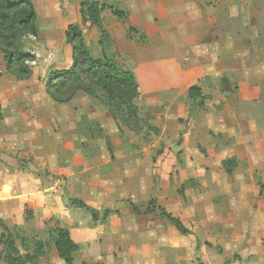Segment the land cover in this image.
Instances as JSON below:
<instances>
[{
    "label": "crops",
    "instance_id": "1",
    "mask_svg": "<svg viewBox=\"0 0 264 264\" xmlns=\"http://www.w3.org/2000/svg\"><path fill=\"white\" fill-rule=\"evenodd\" d=\"M31 1L38 36L46 43L60 37L57 27L83 25L85 0ZM113 1L128 13V26L150 41V45L134 46L120 34L119 51L133 55L137 76L145 74L146 66L158 67L148 89L158 91L162 84L154 81L156 75L163 76L162 91L170 95V104L174 107L183 100L186 106L184 154L188 147L193 150L190 141L208 139L212 133L234 143L229 158L237 160L238 166L228 179L215 183L217 199L207 203L203 196L195 197L189 205L180 201L169 207L165 198L162 208L195 235L202 264H264V188L250 177L264 171V0ZM106 17L102 11L101 21ZM67 29L61 36L66 38ZM68 50L63 65L70 68L72 51ZM35 70L30 79L19 80L8 71L0 50V236L5 229L19 234L15 240L21 255L26 254V234L32 238L29 254L35 242L44 245L36 263L26 264H66L55 244L38 235H46L43 229L50 222L68 229L78 245L74 264H159L155 244L163 223L157 225L155 214L125 209L123 166L99 162L93 154L98 146L93 148L91 143L102 137L79 130L90 116L86 106L93 101L81 103L79 93L68 103L55 102L46 92L47 79L41 80ZM61 70L65 68H57ZM194 86L201 89V99L189 98ZM195 107L198 110L192 111ZM77 135L85 139L82 144L77 143ZM212 150L217 153V145ZM76 200L95 209L97 219L87 208L75 205ZM106 211L111 213L105 219ZM206 226L210 229L205 231ZM169 230L177 231L174 226ZM159 239L168 240L162 246L182 252L177 236ZM6 255L0 243V264H7Z\"/></svg>",
    "mask_w": 264,
    "mask_h": 264
},
{
    "label": "rangeland",
    "instance_id": "2",
    "mask_svg": "<svg viewBox=\"0 0 264 264\" xmlns=\"http://www.w3.org/2000/svg\"><path fill=\"white\" fill-rule=\"evenodd\" d=\"M90 2L93 1L90 0ZM100 4L103 6L102 11L107 16L105 21H101L100 18L97 25L83 23L79 28L95 60H110L135 75L139 86V95L134 101V105L139 109V112L137 116H133L130 106H124L125 103L122 100L127 101L128 98L123 87L119 85V91L115 92L114 99L119 101L120 107L105 106L111 95H103L97 89L95 97L80 93L78 98H81V103L88 99L93 103L92 106H86V113L90 116L85 114L88 117H86V120L83 118L84 121L82 120L83 123L79 126V130L87 135L93 133L96 137H102V140L94 138L91 143L93 148L98 146V150H93V154L94 157L100 160L99 162L102 164L117 163L123 166L120 173L125 176L124 187L122 188L125 209H129L132 213L138 215L147 212L155 214L157 225L163 223L160 227L164 230H157V242L155 244L158 246L155 255L157 263L161 264L165 260L166 264H202L196 254L195 235L193 233L182 235L176 230H169L170 226L173 225L161 213L164 209L162 207L165 205L164 199H167L168 203L166 205L169 207H174L180 201L189 205V201L193 202L195 197L200 200L203 196V200H207V203L212 198L217 199L220 194L215 183L221 179H228V174L231 173L230 170L235 169L238 163L234 158H229V152L234 150V143L233 141H223L221 137L212 133L208 139L200 138V141H190V145L193 144V150L188 147L190 151L187 150L188 152L184 154L181 141L184 140L187 143V139L183 134L186 135L188 132L187 124L189 121H185L184 116L187 109L182 103L183 100L176 101L174 107L170 104V95L166 96L164 90L162 91L163 87L166 86L163 83V76L158 77L156 75L154 83L162 84L157 89L158 91L153 92L148 89V83L151 82L150 76L154 77L153 72L158 67L154 70L152 67L146 66L144 69L145 74H138L137 76L135 73L137 65L133 55L122 54L119 51L117 39L121 34V37L128 44L134 46L150 45V41L147 38L141 39V32L138 35L128 33L127 20H121L115 14L116 10L123 11V9L115 4L113 0H100ZM55 29L60 34V37L57 36L55 40L46 43L38 36L39 41L37 43H26L24 46V51L39 53L41 60L37 66L32 68L36 69L34 74H38L41 80L47 79L46 83L51 74L58 72L57 68H69L66 67L68 65L64 66L63 64L66 63L65 58L69 54L68 48L72 51L70 40L61 36L67 27L63 26ZM154 39L152 43L156 41ZM60 45H63V47L61 48ZM58 48L60 49L58 50ZM53 52L56 53L54 54L57 60L46 61L48 55ZM138 79L142 81L141 86ZM119 95H121L120 98ZM194 110L196 111L198 108L195 107L192 111ZM112 111L117 115L116 119H113L110 114ZM185 127L186 129H184ZM180 128H182V131ZM84 140L82 136L77 135V143L82 144ZM89 141H86V144ZM214 145H217V153L212 150ZM221 149L223 151H220ZM89 155L87 154L85 157H91ZM227 163L230 164L226 165ZM134 177L136 179H132ZM148 177L149 179H147ZM250 177H253V182L261 181L264 188V171L250 173ZM111 188V184L106 186L108 190ZM223 189L226 190V187ZM81 202L76 200L74 204L81 207ZM90 210H93L94 214L97 215L95 209L90 208ZM93 212L91 211L92 214ZM110 213L111 211H108V213L106 211L104 218L106 219ZM189 217L193 218V215L189 214ZM207 227H205V231ZM57 228L68 230L50 222L48 229H43L46 235L41 232L38 235L42 241L51 245L53 243L52 232ZM208 228L210 229V227ZM2 232L3 226L0 225V233ZM9 236L7 233L5 234V238H9V240L16 239L20 235ZM25 236L28 240L32 239L27 234ZM161 236L170 239L177 236L181 240L182 252L173 247L162 246L168 240L159 239ZM31 244L32 240L28 243L29 248L32 247ZM131 253L134 257V252ZM117 256L129 257L127 254H117Z\"/></svg>",
    "mask_w": 264,
    "mask_h": 264
},
{
    "label": "trees",
    "instance_id": "3",
    "mask_svg": "<svg viewBox=\"0 0 264 264\" xmlns=\"http://www.w3.org/2000/svg\"><path fill=\"white\" fill-rule=\"evenodd\" d=\"M102 10L103 6L98 1L85 0L81 4L83 23L97 25L100 22ZM115 14L121 20L129 18L128 13L122 10H116ZM128 32L134 35L139 33L134 27H129ZM29 34L38 36L37 14L32 1L0 0V50L5 55L8 71L19 80H28L33 75V68L29 67L26 62L34 61L36 57L24 51L25 45L22 43L23 37ZM66 39L70 40L72 46V65L69 69L50 75L46 83V92L49 97L59 104H65L79 93L95 97L97 89L103 95H111L105 106H119V101L114 97L115 92L119 91V86H122L128 98L127 101L122 100L125 103L124 106H130L131 114L137 116L139 109L134 105V101L139 95V86L135 75L110 60H95L79 26H69ZM141 39H146V37L142 36ZM118 97L120 98L121 95ZM189 98L191 100L201 99V89L198 86L190 88ZM110 114L113 119H116L117 115L113 111ZM228 164L230 163L226 165ZM80 205L87 208L82 202ZM87 209L93 212L90 208ZM161 213L180 234L189 235L191 233L181 220L173 217L164 209ZM96 218L97 215L93 212V219ZM4 231L10 235L9 237L14 235L7 229ZM52 234L53 243L60 257L66 264H74V254L78 252L79 247L72 241L69 231L57 228ZM0 243L5 247L7 264L36 263L38 257L43 254L44 245L40 242H35V250L29 254L28 243L30 241L25 239L23 246L26 254L21 255L16 248V240L5 238V233L0 236Z\"/></svg>",
    "mask_w": 264,
    "mask_h": 264
},
{
    "label": "built area",
    "instance_id": "4",
    "mask_svg": "<svg viewBox=\"0 0 264 264\" xmlns=\"http://www.w3.org/2000/svg\"><path fill=\"white\" fill-rule=\"evenodd\" d=\"M38 41H39V37L36 35H32V34L26 35L22 39V43L24 45H26V43H37ZM27 52L34 55L36 58L34 61H27L26 64L31 68L37 66L41 60L40 56L38 54H36L35 52H31L28 50H27ZM54 53L55 52L50 53L48 55V57L46 58V61H49V60H53V61L55 60L56 61L57 60L56 56H55L56 53L55 54Z\"/></svg>",
    "mask_w": 264,
    "mask_h": 264
}]
</instances>
